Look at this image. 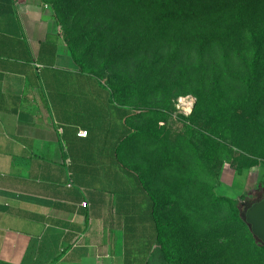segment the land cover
I'll list each match as a JSON object with an SVG mask.
<instances>
[{
    "label": "crops",
    "instance_id": "obj_1",
    "mask_svg": "<svg viewBox=\"0 0 264 264\" xmlns=\"http://www.w3.org/2000/svg\"><path fill=\"white\" fill-rule=\"evenodd\" d=\"M103 90L49 8L0 0V264H137L127 246L153 243L151 201L114 156L124 111Z\"/></svg>",
    "mask_w": 264,
    "mask_h": 264
},
{
    "label": "rangeland",
    "instance_id": "obj_2",
    "mask_svg": "<svg viewBox=\"0 0 264 264\" xmlns=\"http://www.w3.org/2000/svg\"><path fill=\"white\" fill-rule=\"evenodd\" d=\"M43 1L57 20L66 47L69 45L77 55L89 50L84 64L91 73L116 91L121 104L135 110L144 108L131 120L135 133L122 157L157 199V216L165 225L170 254L181 257L185 264H264L247 233L227 209L214 201L215 197L235 199L264 184V157H258L254 150L258 143L251 137L250 127L253 101L258 102L264 118V0H187L188 25L181 36L163 29L153 33L159 35L163 48L181 42L182 48L195 53L184 60V66L191 69L203 61L202 70L207 72L204 81L211 82L210 77L215 75L213 79L217 77L223 85L218 95L201 101V106L197 104L199 90L194 89L172 98L163 111L154 99L140 105L137 91L130 94L123 78L109 70L115 57V43L109 35L115 32L116 23L125 27L140 19L146 21L143 14L134 13L132 8L126 11L123 0ZM89 22V28L103 23L100 32L108 37L101 43L98 39L90 41L85 34ZM254 56L259 59V81L249 95H233L243 63ZM119 59L114 64L123 66ZM201 76L200 71L188 75L185 81H195L196 87ZM97 94L101 92H94ZM180 98H187L192 105L182 106ZM213 105L219 107L214 109ZM106 128L100 123L103 136ZM254 189L250 195L256 203L264 199V185L259 191ZM139 209L143 212L145 205ZM140 243L126 249L134 252L132 259L137 264L148 256L143 233Z\"/></svg>",
    "mask_w": 264,
    "mask_h": 264
},
{
    "label": "trees",
    "instance_id": "obj_3",
    "mask_svg": "<svg viewBox=\"0 0 264 264\" xmlns=\"http://www.w3.org/2000/svg\"><path fill=\"white\" fill-rule=\"evenodd\" d=\"M37 1L41 4L44 3L43 0ZM123 1L125 2L126 11L130 12V8H132L134 13L143 14L146 17V21L140 19L135 22L136 24L130 23V25L127 24L125 27H121L120 23H116L115 32L109 35L114 40L113 43H115L113 53L115 57L113 63H111L114 69L109 68V70L115 74V76L120 75L123 78L122 81L125 87L127 86L130 94L137 91L140 105L146 106L148 105V100L154 99L157 103V108L160 109L159 111H163L168 109V104L172 98H176L181 94L192 92V90L197 89L200 93L197 104L201 106V101L219 94V87L222 88L223 85L220 86V80H216L217 77L213 79L215 75L210 77L211 82L204 81L207 72L205 69L202 70L203 61H199L198 64L196 62L197 66L194 67L195 69H188L184 66V60H188L192 54H195L194 52L190 49L187 51V49L182 48L181 42L174 43L173 45L168 44L167 48H163L158 40L159 35H153L158 29L170 31L171 34H177L178 36L183 34V30H185L188 25L185 16L187 0ZM91 25V22H89L85 26V34L90 41L98 39V43H101L104 38L108 37L104 35V31L100 32L103 23L99 24L97 28H89ZM95 30L97 31L95 32ZM67 48L79 72L97 78L84 64L85 60L90 56L89 50L77 55L69 45ZM119 58H122L123 66L122 64L120 66L114 64ZM258 61V57L254 56L250 61L243 63V72L239 74L236 80V86L232 90L233 95L245 97L251 93L259 81L258 77L262 75L258 66ZM198 70L202 72V76L199 80L200 84L194 87L195 81L193 80H189L188 83H186L185 79L188 78L187 76L198 74L199 72L193 73ZM97 81L101 83L98 78ZM186 86H188L187 89ZM102 87L107 90L111 101L115 103L114 106L124 111V134L119 145L114 150L115 159L119 162L121 167L124 168L126 173H132L136 176L152 204L150 217L154 228V239L149 249H147L148 256L143 264H185L181 257L172 256L169 252L166 237L164 235L165 225L157 216V199L150 193L140 174L122 157L125 145L135 133L130 125L131 120L140 114L136 112H141L144 108L135 110L123 105L116 99V91H111L108 86L104 84H102ZM213 107L216 109L219 106L213 105ZM259 111L258 102L253 101L250 122V127H252L251 137L255 138L258 143V146L254 147V150H256L257 156L261 158L264 157V118L261 117ZM211 124L213 126L215 122L212 121ZM263 185V183H259V185L254 187L255 189L252 188V191L249 190L247 193H243L235 199L226 197L214 198V201L227 209L233 216L235 223L241 226L247 233L250 238L251 246L259 251L262 259H264V244L252 235L249 225L245 222V212L254 203L251 201L250 195L253 189L259 191Z\"/></svg>",
    "mask_w": 264,
    "mask_h": 264
},
{
    "label": "water",
    "instance_id": "obj_4",
    "mask_svg": "<svg viewBox=\"0 0 264 264\" xmlns=\"http://www.w3.org/2000/svg\"><path fill=\"white\" fill-rule=\"evenodd\" d=\"M245 222L250 231L262 244H264V199L253 203L245 212Z\"/></svg>",
    "mask_w": 264,
    "mask_h": 264
},
{
    "label": "built area",
    "instance_id": "obj_5",
    "mask_svg": "<svg viewBox=\"0 0 264 264\" xmlns=\"http://www.w3.org/2000/svg\"><path fill=\"white\" fill-rule=\"evenodd\" d=\"M179 104H181L184 107H189L192 105V102H187V98L184 99H179ZM58 132H61V129H58ZM78 137H85L86 136V132L85 131H79L77 133ZM67 162H69V160L67 159ZM82 207H87L86 203H82Z\"/></svg>",
    "mask_w": 264,
    "mask_h": 264
}]
</instances>
